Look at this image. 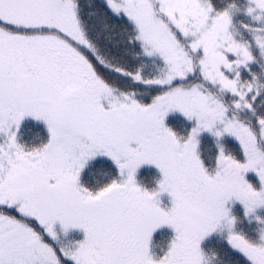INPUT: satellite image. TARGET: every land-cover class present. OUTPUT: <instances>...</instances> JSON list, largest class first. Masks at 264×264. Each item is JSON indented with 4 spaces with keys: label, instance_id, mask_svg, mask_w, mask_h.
<instances>
[{
    "label": "snow or ice",
    "instance_id": "1",
    "mask_svg": "<svg viewBox=\"0 0 264 264\" xmlns=\"http://www.w3.org/2000/svg\"><path fill=\"white\" fill-rule=\"evenodd\" d=\"M0 264H264V0H0Z\"/></svg>",
    "mask_w": 264,
    "mask_h": 264
},
{
    "label": "trees",
    "instance_id": "2",
    "mask_svg": "<svg viewBox=\"0 0 264 264\" xmlns=\"http://www.w3.org/2000/svg\"><path fill=\"white\" fill-rule=\"evenodd\" d=\"M146 174H150V170H146Z\"/></svg>",
    "mask_w": 264,
    "mask_h": 264
}]
</instances>
